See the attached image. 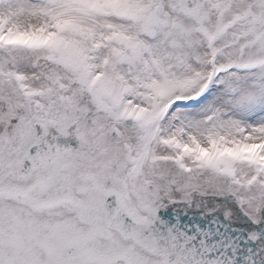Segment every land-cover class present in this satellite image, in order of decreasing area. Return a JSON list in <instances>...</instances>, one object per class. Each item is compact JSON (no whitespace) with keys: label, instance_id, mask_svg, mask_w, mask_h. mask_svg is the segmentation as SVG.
Listing matches in <instances>:
<instances>
[{"label":"snow or ice","instance_id":"6c2138e0","mask_svg":"<svg viewBox=\"0 0 264 264\" xmlns=\"http://www.w3.org/2000/svg\"><path fill=\"white\" fill-rule=\"evenodd\" d=\"M0 264H264V0H0Z\"/></svg>","mask_w":264,"mask_h":264}]
</instances>
